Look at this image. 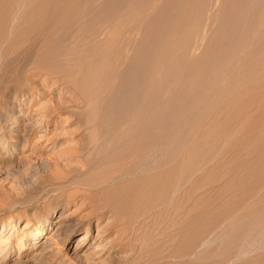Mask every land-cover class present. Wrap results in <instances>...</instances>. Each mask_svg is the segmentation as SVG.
<instances>
[{
  "label": "rangeland",
  "instance_id": "obj_1",
  "mask_svg": "<svg viewBox=\"0 0 264 264\" xmlns=\"http://www.w3.org/2000/svg\"><path fill=\"white\" fill-rule=\"evenodd\" d=\"M15 1L23 0H0V264H264V0L195 1L188 42L161 83V131L175 143L166 140L162 162L149 161L143 175L92 192L65 183L91 178L78 154L84 129L71 114L89 110L58 64L109 2L79 0L78 17L52 33L56 5L24 0L32 7L16 21ZM180 1H128L148 7L134 25L129 59L144 35L149 56L162 46L171 18L183 13ZM187 61L199 64L196 78L184 72L173 85ZM97 69L80 74L94 83ZM104 80L89 89L91 106ZM193 84L206 94L182 115ZM93 114L83 124L110 118Z\"/></svg>",
  "mask_w": 264,
  "mask_h": 264
},
{
  "label": "bare ground",
  "instance_id": "obj_2",
  "mask_svg": "<svg viewBox=\"0 0 264 264\" xmlns=\"http://www.w3.org/2000/svg\"><path fill=\"white\" fill-rule=\"evenodd\" d=\"M45 1H49V5L52 2L54 6L55 5L57 6L56 9H54V7L51 8V10L52 9L55 10V12H53L52 10V15L53 13L55 14L53 16L54 27L50 29L52 33H54V28L56 31L62 26H65V24L63 25L64 23L63 21L65 18L68 21V19L70 20L71 16L72 18L74 16L78 17L77 16L79 13L78 9H80L79 5L81 3L79 0H45ZM105 1L109 2V4H106L108 7L105 6L106 7L105 10L108 11L107 13L108 16L105 14L107 16L105 18V15L103 14L104 19L101 18L102 20L100 19L101 21H99L94 27H92L90 31H87V33L82 35L81 38L79 39L80 42L79 40L77 42L74 40L75 44L72 43L73 45H70L64 53L66 59L64 60V58L61 57L64 61L58 64L60 67L59 70L60 69L62 70V71L60 70L61 71L60 73L61 74L63 73L62 76L63 81L67 83L71 89H73L75 92L77 91L78 94L82 96L84 102L83 104H85L87 110H89L87 112L85 111L84 113L81 112L78 113L72 111L71 114L80 123V128L81 129L83 128L85 130V132H83L84 130L80 131L81 132L80 134H82V138L85 144L84 147H82V149L78 151V154L82 156L81 161H83L82 163L87 168L88 172H90L91 178L87 180L83 179L81 181L73 182L74 178L72 177L73 179L69 178L70 180L68 179L67 181H65V183L69 184V186L70 184L71 185L74 184L76 185V187L83 188L85 190H91V192L94 189L98 190L100 188H106V187L108 190V188L110 189V187L116 186L117 183H119L120 181L123 182L122 180L128 179L130 177L133 178V176L135 177L138 173L140 175V173L143 170H147L144 168L146 165L148 166L147 163L149 161L154 162L155 165L159 164L158 162L161 161L162 157L158 161L161 153L163 152V150L160 151L161 150L160 148L162 145L164 146L166 140L172 139L170 136L169 137L166 136L163 133V131H161V128L163 126V125L161 126V121H164L161 120L162 118L160 119V116L163 115V114L160 115L162 108L161 107L162 100H163L162 88H161L163 71L164 69H168L172 67L171 65L173 61L171 57L173 56L174 52H176L178 48L181 47L184 48V45L188 42L190 33L188 35L187 26L190 25L192 27L191 24L193 23L195 24L196 22L193 12L195 9L194 3L197 0H182V2L180 1L182 3L183 13H181L180 16H175L171 18L172 24L170 25L171 27L169 33L165 38L162 37L163 39L161 38L160 39L161 42L158 43L161 44L162 46L158 47L159 49H157L155 52L153 51L154 53L149 56L148 48H147L149 39L147 40L146 35H144L142 36L143 39L141 40L140 45L136 47L134 56L131 55L132 58L130 57L131 59H129L128 57L130 55L128 53L130 52L127 53L128 54L127 57L126 52L128 50L126 51V49L130 48V46L132 45V41L134 42V40H132L131 38L133 37V35L131 34L135 33L133 32L134 25L138 21H140L143 16H145L144 12L148 10L147 9L148 7H146V5H143L144 7L142 8L136 7L135 9H131L130 8L131 5L128 6V4H131L128 3V1L130 2V0H119V1L116 0L118 1L119 4L118 6L116 5L114 7L113 6L114 2L113 3L110 2L112 0H105ZM22 2L19 1L20 3L19 4L18 2L15 1L14 7L12 5L13 8L12 12L14 14V15L11 14L13 16L12 20H14L15 18L16 21L17 18L19 20V18L21 17L20 14L23 12L22 10L27 9L24 7L29 6V4L31 3L30 1V3L25 6L24 3L22 5ZM39 4L37 6H39ZM84 5L85 4L82 3V7H84ZM31 7L32 6H29L28 8L31 9ZM131 7L133 8V6ZM105 10L102 9V11ZM52 33L49 34L50 38L51 36H53ZM47 43L44 42V44ZM133 47H134V43H133ZM240 48H242V45ZM132 49L130 48V51ZM127 58L129 59L128 62H126ZM148 58L150 60H148ZM124 63H125V67H123ZM198 65L196 64V61H194V63L193 61L185 62L182 68L175 70L174 79H173L175 83L174 81H172L173 82L172 84L177 85L176 82L179 81V79H181L182 74L184 72H186L187 76L188 75L190 77L194 76L193 78H196L195 76L199 72L197 71V68L199 67ZM96 67H98L100 73H98L99 77L95 80L94 82L95 85H94V83L88 77L84 76L83 78L80 73L83 72L86 73L84 75H87L90 72V70H94ZM216 73L217 72L215 71L214 72L212 71V73H210L209 81H211L210 79H213V77H215ZM103 78L104 79L106 78L107 82H105ZM117 78L119 79L116 82ZM99 80L101 81L104 80L105 84L104 85L101 84L103 85L102 87L104 88L100 91H97L98 93L95 94L98 98L96 99L97 103L96 105L91 106L93 104H89L90 102L89 103L87 102L88 98L90 97L88 96L89 89L93 88L94 86L96 87V82H98ZM92 84L94 86H92ZM193 87H194L193 90L195 89V92L191 96L189 95L188 106L190 107L189 109L187 108L188 106L183 107L180 113L182 115L188 113V110L189 112L190 111L193 112L192 109H194L203 100L202 99L203 95L206 94L204 92V94L202 95L203 88H201L200 86L197 87V85L193 84ZM178 92L176 93L175 91L176 94H178ZM94 93L96 92L94 91ZM169 94L170 93L168 92V95ZM151 102H153V104ZM151 104L153 105L154 108L155 117L153 121L147 122V113L149 110V105ZM93 113L96 116H99L100 114L101 115L106 114V118L110 117L112 119L109 118L110 121L108 119L106 120L105 118L104 120H102L103 118L101 116L100 118L97 117L99 120L96 118V120L94 121L87 122L86 125L83 124L82 116L84 115L87 116ZM108 113L109 116L107 115ZM150 118L148 119L150 120ZM148 123L149 124L153 123L151 124L152 125L151 128L154 127L155 129V133L152 134L151 136L147 134L148 132L147 130L148 128H150ZM170 141L169 142L172 145V141L174 142V140H170ZM174 149L176 151V148ZM173 153L175 154V152ZM148 169L150 168L148 167ZM145 174H147L148 176V174L150 173L148 172L145 173L144 171V175ZM145 180H148V178ZM137 181L138 180L136 179V181L134 182ZM114 199L115 197L111 198L110 200H114ZM42 232L43 229L36 230V234H35L36 238L34 239H37L39 234L42 235L43 234Z\"/></svg>",
  "mask_w": 264,
  "mask_h": 264
}]
</instances>
